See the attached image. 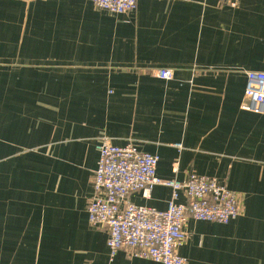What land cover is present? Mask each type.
Masks as SVG:
<instances>
[{
    "label": "crops",
    "instance_id": "obj_1",
    "mask_svg": "<svg viewBox=\"0 0 264 264\" xmlns=\"http://www.w3.org/2000/svg\"><path fill=\"white\" fill-rule=\"evenodd\" d=\"M247 71H264V0H137L124 14L0 0V264H161L110 254L88 222L101 138L157 155L161 179L193 172L242 196L228 223L188 218L187 264H264V114L241 107ZM170 199L162 185L129 195Z\"/></svg>",
    "mask_w": 264,
    "mask_h": 264
},
{
    "label": "built area",
    "instance_id": "obj_2",
    "mask_svg": "<svg viewBox=\"0 0 264 264\" xmlns=\"http://www.w3.org/2000/svg\"><path fill=\"white\" fill-rule=\"evenodd\" d=\"M91 1L97 8L115 14L133 11L137 2ZM223 1L231 7L239 2ZM155 76L170 80L173 71L158 68ZM241 107L264 114V71L246 72ZM97 149V166L91 175L93 193L87 205L88 222L95 228H106L107 247L112 255L124 250L131 256L161 264H187L178 249L187 238L188 218L225 224L243 211L242 196L216 178L192 172L184 181L164 180L156 175L159 158L155 154L140 151L132 144L114 145L108 138H101ZM155 185L171 189L165 209L139 206L129 200V195L137 191L148 198ZM180 193L185 202L177 201Z\"/></svg>",
    "mask_w": 264,
    "mask_h": 264
}]
</instances>
